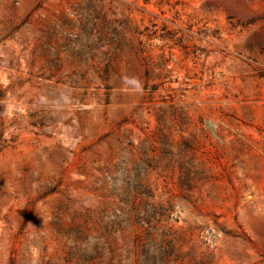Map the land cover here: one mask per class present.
<instances>
[{
  "label": "rangeland",
  "instance_id": "1",
  "mask_svg": "<svg viewBox=\"0 0 264 264\" xmlns=\"http://www.w3.org/2000/svg\"><path fill=\"white\" fill-rule=\"evenodd\" d=\"M0 264H264V0H0Z\"/></svg>",
  "mask_w": 264,
  "mask_h": 264
}]
</instances>
